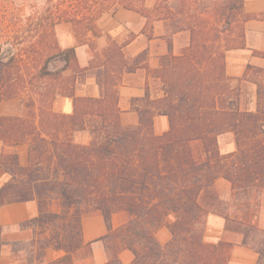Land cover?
Masks as SVG:
<instances>
[{
	"label": "trees",
	"instance_id": "16d2710c",
	"mask_svg": "<svg viewBox=\"0 0 264 264\" xmlns=\"http://www.w3.org/2000/svg\"><path fill=\"white\" fill-rule=\"evenodd\" d=\"M34 7L26 25L35 41L27 48L11 42L6 50L0 44V103L32 93L24 116L0 115V141L29 147L26 166L16 152L0 158L9 175L0 188V207L35 200L39 215L18 225L27 233L22 239L3 240L0 227V252L10 245L26 264H74L79 251L90 258L81 219L98 211L108 230L97 240L109 254L105 264H123L124 249L133 254L132 264H228L232 243L203 240L210 210L200 201L208 193L212 204L206 205L212 207L213 185L223 178L257 199L255 206L246 201L236 210L243 218L242 244L258 254L257 264H264V230L253 221L264 192V83L258 84L255 111H243L239 95L230 96L234 89L226 74V52L245 49V23L264 21V13H245L244 0H154L152 7L147 0H45ZM118 9L143 17L142 32L149 39L157 22L169 30V54L151 70L164 95L152 98L146 90L142 105L135 107V126L123 124L119 107L123 73L135 68L125 59L128 41L118 44L108 35L107 47L98 51L92 40L103 36L99 19ZM61 23L73 25L77 43L89 44V67H80L74 47L60 48L55 28ZM183 32L189 33V44L175 55L172 38ZM51 65L59 67L51 70ZM69 70L73 75H64ZM89 70L101 95L76 97L77 77ZM57 95L73 99V113L53 110ZM156 116L169 121L162 135L154 132ZM85 132L89 141L78 142ZM226 133L234 135L237 150L221 156L217 138ZM55 204L59 211L51 209ZM118 212L129 218L114 229L112 216ZM161 225L171 233L164 245L155 235ZM49 248L65 255L47 261Z\"/></svg>",
	"mask_w": 264,
	"mask_h": 264
},
{
	"label": "crops",
	"instance_id": "0c3cea01",
	"mask_svg": "<svg viewBox=\"0 0 264 264\" xmlns=\"http://www.w3.org/2000/svg\"><path fill=\"white\" fill-rule=\"evenodd\" d=\"M148 2V1H147ZM154 4V3H153ZM244 11L247 14L264 13V0H244ZM146 20L139 14L118 9L113 14H106L98 21V26L103 33L100 38H93L98 51L107 47V36H111L118 44L128 41L123 48L125 59L130 66H135L133 70H125L122 76V82L119 86V107L121 109V118L125 126H135L138 124V115L135 107H138L145 97L148 89L152 98L164 95V86L160 79L153 76L151 70L160 66V57L169 54L165 30L162 34L157 32L159 26H165L162 22L154 24L153 38L149 39L142 31ZM56 37L61 49L75 48L78 63L81 68L89 67L92 59V52L89 44H79L74 33L73 25L70 23H61L56 26ZM181 36H187V42L181 44ZM190 35L188 32L178 33L173 36L172 52L175 55L180 54L189 44ZM245 49L228 50L226 52V74L231 79L233 89L237 88L239 93L238 103L243 111H255L257 103V88L259 83H264V57L255 55V52L264 53V21L250 20L245 23ZM145 55L143 60L135 63L141 56ZM248 66L251 69L247 71ZM71 76L73 73L69 70L64 73ZM101 95V86L93 71L89 70L77 77L75 86L76 97H99ZM21 99L5 100L0 104V115L21 117L25 115L22 105H18ZM13 104L14 112L5 113L4 106ZM55 112L71 114L74 110L73 99L57 95L53 102ZM169 129V121L165 116H156L154 118V132L156 135H162ZM235 143L229 144V152H235ZM16 152L21 166H26L29 161V147L21 145L11 147L0 141V158L3 154ZM9 180V175L5 173L0 166V188ZM213 189L217 192L220 202L233 206V200L237 196V190L225 179L219 178L215 181ZM246 200L248 195L240 191ZM240 199L235 201L239 204ZM252 201V200H250ZM249 202V201H248ZM230 207L231 212L237 206ZM244 206V205H240ZM237 211V210H236ZM120 214V213H119ZM121 213V220L118 214L112 217L114 229L121 227L126 221L127 216ZM237 218L233 214L222 212H209L203 234V240L206 243L218 244L219 242L232 243L233 247L229 253L228 264H257L258 254L244 246L243 234L236 228H229V224L242 225V213ZM39 215V205L37 201L26 203H13L0 207V227H3L2 238L5 241H12L24 238L27 233L21 232L18 225L35 218ZM231 215V216H230ZM231 219H236L235 222ZM253 221L257 226L264 230V192L261 194L256 216ZM83 241L85 244L91 243L92 256L90 258L83 255L82 251L73 254L74 264H105L109 261V254L105 250L99 238L107 234V227L104 217L101 213L95 212L91 215L83 216L81 220ZM155 235L161 244H166L171 239V233L168 228L160 226L155 230ZM65 255L62 250L49 248L46 251L47 261L58 259ZM119 257L123 264H132L133 254L124 249ZM0 264H26L21 254L12 252L10 245H4L0 252Z\"/></svg>",
	"mask_w": 264,
	"mask_h": 264
},
{
	"label": "rangeland",
	"instance_id": "374dc122",
	"mask_svg": "<svg viewBox=\"0 0 264 264\" xmlns=\"http://www.w3.org/2000/svg\"><path fill=\"white\" fill-rule=\"evenodd\" d=\"M44 1L45 0H0V44H3L2 50L8 49L10 47L11 42H13L15 44L21 42V44L23 43V45H21L19 47L27 48L28 45H30L32 42L35 41V39H36L35 36H33L32 33L30 34L28 32V28L26 25L27 24L26 19L30 16L31 13L35 12L34 6H36L37 3L43 4ZM55 1L57 2V0H55ZM147 1H148L147 2L148 7H152L154 0H147ZM38 11H39V14H42V13L44 14V12H45L44 10L41 11V9ZM109 14H112V13H109ZM163 30H165V33H168V31H169L168 27L165 25V26H159L157 32L162 34ZM146 33H149V31L147 30ZM17 37L19 39H17ZM180 39H181L180 40L181 44H185L187 42V36L186 37L181 36ZM105 40H106V42L107 41L109 42L108 38ZM91 52H92V50H91ZM144 57H145L144 54L141 55L136 60L135 63L141 62ZM56 67H59V65H57ZM56 67L51 65L50 69L54 70V69H56ZM30 94H32V93L30 91H27L19 97V99H21V100L18 102L19 103L18 105L19 106L22 105L25 112H26L25 103H26V100L28 99V96H30ZM237 95H239V93L237 91V88H235L233 93L230 94V96L234 98ZM8 104L9 105L4 106V112L5 113H9L10 111L14 112L15 108H14L13 104H10V103H8ZM141 105H142V102L139 104V106H141ZM76 140L78 142H81V143H87L89 141V134L86 132L78 134V136L76 137ZM217 142H218L217 148H218V151H219L221 156H227V155H230V154L236 152V151L235 152H229V144L231 145L232 143H235V145H236L235 137L232 133H226V134L218 136ZM195 148L198 149V147H195ZM236 150H237V145H236ZM237 191L238 192H237V196H236L235 200L240 199L239 204L240 203L242 204L246 201L247 202L249 201L251 204H253L255 206L257 199H252V201H250L251 200V198H249L250 192L242 191V190H237ZM240 191L245 192L246 193L245 195H248L246 200H244V202H241L242 199H245V198H243V195L241 196ZM207 194L204 193L203 196L201 197L200 201L209 210L214 211V212L227 213V214L231 213V215L234 214V212L236 211V209L234 208V211L231 212L230 207L232 205H230V204L228 205L224 202H220L217 192H216L217 200L213 203L214 205L212 207L207 206L206 203L212 204V201L210 202V199L208 198ZM235 200H233L232 208L234 206L238 205V202H236ZM51 209L53 211H59V205L55 204L51 207ZM84 210L85 209H83V212H84ZM95 212H98V211L84 213L82 215V218H83V216L91 215L92 213H95ZM121 213H124V214H122V216L126 215L127 220H128L129 217L125 212L116 213V214H118V219L121 220V216H120ZM233 222H235V221H233ZM161 226H164V225H161ZM229 226H230L229 228H236V229H242L244 227L243 224L242 225L229 224ZM82 253L84 255V252H82Z\"/></svg>",
	"mask_w": 264,
	"mask_h": 264
}]
</instances>
